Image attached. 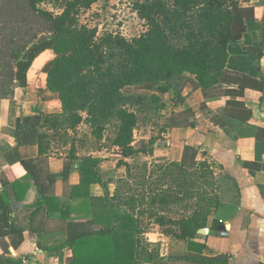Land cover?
Listing matches in <instances>:
<instances>
[{
	"label": "trees",
	"instance_id": "1",
	"mask_svg": "<svg viewBox=\"0 0 264 264\" xmlns=\"http://www.w3.org/2000/svg\"><path fill=\"white\" fill-rule=\"evenodd\" d=\"M41 1L0 0V98H10L16 87L28 84V71L40 55L48 50L61 53L42 66L36 81V89L44 101L58 102L52 108L55 111L18 121V130L29 125L37 132L39 159H46L49 141L39 128H73L85 114L96 138L101 139L105 124L115 118L117 126L111 143L122 156L117 165H123L126 172L118 182L131 176L130 164L124 158L144 154L157 161L154 164L157 183L169 176L175 185L171 192L168 188L150 187L153 196L149 199L145 194L123 195L119 186L111 195L107 182L95 169L99 158L89 155L77 162L80 181L71 187L70 193L71 198L78 199L74 205L50 196L48 190L54 180L46 176L42 181L40 172L32 165L33 159H22L42 196L33 213H47L46 206L54 202L60 213L61 228L67 232V243L72 246L68 264H145L152 261V256L144 252L146 244L141 239V206L145 200L148 199V205L161 206L176 202L182 193L190 197L188 188L198 180L208 183V178L216 180L220 175L206 159H197L198 151L189 145L183 147L179 161L167 158L166 136L171 128L194 124L195 112L189 106L171 113L162 130L164 137L158 142L151 140L136 146L134 129L138 116L130 106L139 97L133 99L124 90L132 85L149 88L157 84L158 90L167 91L169 87L162 83H167L171 76L189 73L194 76L193 89L200 88L204 98L243 96L245 89L263 93L264 74L257 79L226 68L228 43L241 37L246 29L245 20L253 16V8L240 5L239 0H137L135 9L146 21L147 30L128 39L111 33L97 37L96 29L79 23L80 10L96 0H63L59 13L40 7ZM245 49L260 69L263 49L251 46ZM204 106L202 102L200 107ZM255 130V137L264 140V128ZM74 158L72 155L65 161L64 180ZM147 182L143 177V186ZM92 183L101 184L102 196L89 194ZM210 185L213 187L215 183ZM196 205L198 209L189 216L166 219L169 225L163 224L164 218L160 216L155 221L172 238H193L206 226L211 209L220 205L219 194L205 190ZM73 210L89 218H71ZM11 213L8 194L1 191L0 227L8 223ZM199 259L221 262L219 257Z\"/></svg>",
	"mask_w": 264,
	"mask_h": 264
},
{
	"label": "crops",
	"instance_id": "2",
	"mask_svg": "<svg viewBox=\"0 0 264 264\" xmlns=\"http://www.w3.org/2000/svg\"><path fill=\"white\" fill-rule=\"evenodd\" d=\"M239 2L244 7H252L253 16L245 20L246 29L241 37L228 43L226 68L259 79L264 74V0ZM249 46L263 49L260 69L245 49ZM39 57L28 71V84L16 87L12 97L0 98V192L8 194L12 210L8 223L0 227V264H68L72 255V246L67 243V232L61 228L60 213L54 202L49 208L46 206L47 213L34 215L33 210L42 196L21 162L32 158L41 180L46 176L54 180L49 195L76 204L78 199L71 198L70 193L71 187L80 181L79 158L72 159L64 180L66 159L48 150L46 159L40 160L37 132L29 125L17 128L23 117L52 113L58 103L54 99L44 101L36 89L38 74L34 78L33 71ZM193 78L183 73L167 81L173 87L178 85L181 98L167 106L165 123L173 111L183 106L195 112L194 124L173 127L166 136L169 138L167 158L179 161L185 145L194 147L198 151L197 159H206L220 175V205L208 216L206 235L197 232L193 238L177 240L161 228L143 230L142 234L153 246L152 250L148 249L152 261L145 264L158 261L166 264H264V140L254 135L257 127L264 128V92L245 89L243 96L204 98L200 88L193 89ZM202 102L204 107H200ZM112 150L97 156L99 162L95 168L107 182L111 195L116 181L126 174L125 167L117 165L122 159L118 148L113 146ZM97 153L100 155L103 150ZM89 194L102 196L104 189L100 183H92ZM70 217L89 218V215L73 210ZM200 256L219 257L221 262L208 263L199 259Z\"/></svg>",
	"mask_w": 264,
	"mask_h": 264
},
{
	"label": "rangeland",
	"instance_id": "3",
	"mask_svg": "<svg viewBox=\"0 0 264 264\" xmlns=\"http://www.w3.org/2000/svg\"><path fill=\"white\" fill-rule=\"evenodd\" d=\"M62 1L63 0H42L39 5L54 13H59ZM136 2L137 0H96L90 7L80 10L78 13L79 23L96 29L97 37L107 33L119 34L128 39L137 37L147 30V23L138 15L135 9ZM60 54L61 53L58 54L53 50H48L43 53L39 59H37L38 61L33 71V77L35 78L38 74L36 79L39 80V72L42 66ZM162 84H167L169 87L167 91L158 90L157 84H152L149 88L145 87V85H132L124 90V93L133 96V99L139 97V101L133 102L130 106L138 116V122L134 129V142L136 146H138L140 142L151 140L158 142V140L164 137V132L162 130L165 126V112L168 110L167 106L179 100L180 92L177 89L178 85L173 87L172 83L168 84L164 82ZM156 94L158 96L157 99L154 98ZM162 100H165L166 103H163ZM116 126L117 121L115 118H112L105 124L102 131V138L97 139L94 134V127L88 123L86 115L82 114V120L73 128L58 126L55 129H50L47 126H43L40 128V131L46 133L49 137L47 143L48 150L57 156L69 160L72 155H74L75 158H82L89 155L95 156L96 154L95 157H97L106 155L107 152H113L111 141L115 135ZM168 139L167 137V142ZM179 143L180 142L177 144ZM98 150H103V153L99 155L97 153ZM127 162L131 167V176L127 177L124 182H118L117 180L114 185V188L119 186L123 195L145 194L149 199L150 196H153V193L149 191L150 187H163L168 188L169 192L173 191L175 184L169 176L165 177L160 183H157V169L154 165L157 164V161H155V158L140 154L133 158H129ZM158 162L162 163L164 161ZM143 177L148 180L145 186H143L142 183ZM180 177L184 179L183 176ZM189 178L194 179L195 176ZM207 182L208 183H203L202 180H198L194 185L188 188L192 193L190 197L188 195L183 196L182 193L180 200L169 202L162 206L158 204L148 205V199H146V203L141 206L142 217H140V225L142 230L162 228L161 225L155 221L159 216L164 218L163 224H166L165 220L168 218L178 219L191 215L194 210L198 209L196 203L205 190H212V192H217L219 194L220 186H222L221 178H216V180L208 178ZM211 183H215V185L212 187L210 185ZM128 187H131V190H129ZM213 210L214 208L211 209V212ZM141 239L146 244L144 252L149 253V250H152L153 246L147 242L144 234L141 235Z\"/></svg>",
	"mask_w": 264,
	"mask_h": 264
},
{
	"label": "water",
	"instance_id": "4",
	"mask_svg": "<svg viewBox=\"0 0 264 264\" xmlns=\"http://www.w3.org/2000/svg\"><path fill=\"white\" fill-rule=\"evenodd\" d=\"M220 229L223 230V227H221ZM207 232H208V228H207V227H203V228H200V229L198 230V233H199V234H202V235H206Z\"/></svg>",
	"mask_w": 264,
	"mask_h": 264
}]
</instances>
